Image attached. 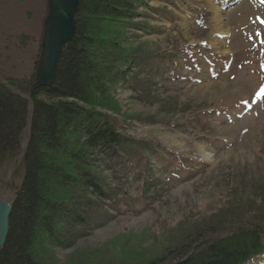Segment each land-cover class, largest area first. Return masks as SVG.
Wrapping results in <instances>:
<instances>
[{
    "label": "rangeland",
    "instance_id": "obj_1",
    "mask_svg": "<svg viewBox=\"0 0 264 264\" xmlns=\"http://www.w3.org/2000/svg\"><path fill=\"white\" fill-rule=\"evenodd\" d=\"M221 1L147 0L150 8L130 23L141 28L133 36L130 26L101 23L100 56L109 38L121 42L109 56L130 43L138 55V75L97 98L135 141L125 146L129 161L119 155L102 168L113 197L76 240L62 247L47 235L38 239L40 264H171L199 233L195 244L253 225L264 236V0H237L229 10ZM48 8V0H0V82L34 77ZM146 140L160 144L157 156L143 151ZM16 170L0 171L1 202L15 197L23 179ZM68 195L51 190L54 200ZM66 232L57 228L62 244Z\"/></svg>",
    "mask_w": 264,
    "mask_h": 264
},
{
    "label": "trees",
    "instance_id": "obj_2",
    "mask_svg": "<svg viewBox=\"0 0 264 264\" xmlns=\"http://www.w3.org/2000/svg\"><path fill=\"white\" fill-rule=\"evenodd\" d=\"M145 1L81 0L76 33L58 61L54 85L32 92L34 77L10 80L12 86L0 82V171L11 164L17 172L23 170L12 202L9 235L0 248V264H40L35 250L41 236L53 238L62 247L70 245L79 229L100 210V203L113 197L102 168L119 155L129 161L125 146L131 139L117 130L107 113L112 109L106 103L99 106L97 98L108 85L116 87L124 79L126 67L136 66L138 55L130 50V43L126 52L109 56L120 45L118 38L108 37L104 43L107 55L101 52L100 56L96 47L104 50L102 22L129 28ZM145 65L140 61V72ZM149 65L147 74L154 77L155 64L150 61ZM27 131L28 143L21 156ZM139 145L144 152L154 154L156 148L150 142ZM58 156L63 159L55 161ZM54 187L71 195L54 200ZM63 224L68 231L65 244L55 236ZM196 237L171 264H247L264 254V236L257 225L239 227L215 239L204 236L197 244Z\"/></svg>",
    "mask_w": 264,
    "mask_h": 264
},
{
    "label": "water",
    "instance_id": "obj_3",
    "mask_svg": "<svg viewBox=\"0 0 264 264\" xmlns=\"http://www.w3.org/2000/svg\"><path fill=\"white\" fill-rule=\"evenodd\" d=\"M80 1L48 0L49 13L44 22L42 53L31 87L32 92L54 85L58 61L76 33V15L79 12ZM11 211V204L0 201V248L5 245L9 235Z\"/></svg>",
    "mask_w": 264,
    "mask_h": 264
},
{
    "label": "bare ground",
    "instance_id": "obj_4",
    "mask_svg": "<svg viewBox=\"0 0 264 264\" xmlns=\"http://www.w3.org/2000/svg\"><path fill=\"white\" fill-rule=\"evenodd\" d=\"M212 9L215 10V12L217 13V8H215V6L213 5Z\"/></svg>",
    "mask_w": 264,
    "mask_h": 264
}]
</instances>
